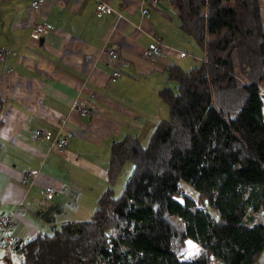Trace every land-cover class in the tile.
I'll return each mask as SVG.
<instances>
[{
	"label": "trees",
	"instance_id": "obj_1",
	"mask_svg": "<svg viewBox=\"0 0 264 264\" xmlns=\"http://www.w3.org/2000/svg\"><path fill=\"white\" fill-rule=\"evenodd\" d=\"M168 4L202 57L165 67L175 91L158 90L167 115L144 144L129 134L109 142L89 217L15 236L7 247L18 264H252L264 247V0ZM185 239L199 246L189 256Z\"/></svg>",
	"mask_w": 264,
	"mask_h": 264
},
{
	"label": "crops",
	"instance_id": "obj_2",
	"mask_svg": "<svg viewBox=\"0 0 264 264\" xmlns=\"http://www.w3.org/2000/svg\"><path fill=\"white\" fill-rule=\"evenodd\" d=\"M98 1L110 10L96 14ZM29 2L0 0V47L5 50L0 58V215H13L6 232L18 241L50 233L63 220L87 219L106 186L109 142L129 134L144 144L167 115L158 90L175 91L165 67L189 66L182 45L192 50V59L202 57L178 28L168 0L151 5L42 0L36 7ZM36 20L51 28L32 38L29 29ZM154 39L161 54L149 62L141 49ZM107 49H114L118 59H109ZM113 69L119 74L110 79ZM74 101L84 114L71 107ZM35 128L47 130L49 137L34 135ZM67 130L72 136L56 151L52 141ZM26 168L36 169L31 179L22 175ZM45 185L53 189L49 200L40 194ZM18 203L24 212L15 211ZM17 253L0 244V264H13Z\"/></svg>",
	"mask_w": 264,
	"mask_h": 264
},
{
	"label": "built area",
	"instance_id": "obj_3",
	"mask_svg": "<svg viewBox=\"0 0 264 264\" xmlns=\"http://www.w3.org/2000/svg\"><path fill=\"white\" fill-rule=\"evenodd\" d=\"M42 0H30L29 5L31 7H36L41 3ZM144 2H147V4H153L157 0H143ZM95 12L96 14H100L101 12H108L110 10V7L103 1H98L95 3ZM140 11L143 15L146 14L147 9L145 6L140 8ZM51 28V24L44 20H36L34 21L29 29V36L32 38H39L41 34L46 32ZM160 42L158 40H152L145 44L141 49V55L149 62H152L158 55L161 54V50L159 48ZM5 52V50L0 47V58L2 57V54ZM107 57L113 61L118 59L117 52L114 49H107L106 50ZM179 55H184L183 51L179 52ZM119 74V71L117 69H113L110 71L109 78L114 79ZM74 110H76L80 114L85 113V109L79 106V103L77 101H74L71 106ZM34 135L36 136H43V137H49V132L47 130H43L41 128H35L33 131ZM72 136V132L67 130L64 134L58 136L56 139L52 141V145L55 147V149L59 150L62 148V146L68 141V139ZM36 173L35 168H26L23 170L22 175L24 178L31 179L33 175ZM52 192V187L49 185H45L41 189V193L46 197L49 198ZM24 211V205L22 203H18L16 206V212L21 213ZM13 222V216L12 214H3L0 215V232H3L0 235V244L10 246L13 244L16 239L15 236L12 233H7L6 228L9 227Z\"/></svg>",
	"mask_w": 264,
	"mask_h": 264
},
{
	"label": "rangeland",
	"instance_id": "obj_4",
	"mask_svg": "<svg viewBox=\"0 0 264 264\" xmlns=\"http://www.w3.org/2000/svg\"><path fill=\"white\" fill-rule=\"evenodd\" d=\"M190 42L192 43L191 40H190ZM182 47H184V49L187 53V55L185 57H183V59L190 61V64H189V66H190L191 64H193V61H194V59H192V55L190 53L192 50L189 49L188 46L182 45ZM195 47L198 48V52L201 54L202 51L200 52L199 47H197V46H195ZM261 99H262V103H261L262 118L264 119V98H263V96ZM128 164L129 163H126L124 165V167L121 169L120 173L118 174L116 181L112 184L114 194L119 193V191L122 188V185L124 183V180L130 171ZM181 192L183 194H186V195L192 197V198H195V195H196L195 190L185 182H181ZM177 199L181 200V197H177ZM198 248H199L198 244L195 243L193 240L185 239L184 244H183V248H182V255L189 256V255L195 253ZM19 257H21L20 253L14 254L13 258H12V263L14 264V263H16L17 260L19 261L20 260ZM253 264H264V247L262 248V251L258 255L256 262L255 263L253 262Z\"/></svg>",
	"mask_w": 264,
	"mask_h": 264
}]
</instances>
